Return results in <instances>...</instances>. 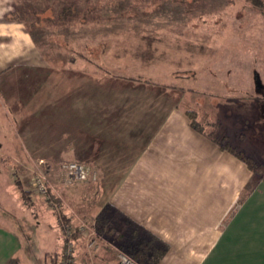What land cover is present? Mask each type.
Wrapping results in <instances>:
<instances>
[{"label":"rangeland","instance_id":"rangeland-1","mask_svg":"<svg viewBox=\"0 0 264 264\" xmlns=\"http://www.w3.org/2000/svg\"><path fill=\"white\" fill-rule=\"evenodd\" d=\"M12 2L44 65L0 72V173L7 171L14 183L19 179L27 202L39 201L58 223L34 227L30 208L6 211L21 191L17 185L8 191L0 181V219L10 217L21 232V264H42L45 243L61 226L62 240L70 231L90 249L109 244L103 237L112 232L96 229L93 218L174 109L208 135L227 127L241 138L244 152L236 149L264 173V117L256 88L264 83V0L260 6L249 0H75L83 9L95 7L102 18L65 24L45 18L66 0ZM45 6L38 20L25 11ZM131 79L154 86H135ZM69 162L82 164L86 178H69ZM252 173L253 181L261 174ZM36 174L55 193L58 208L37 196ZM61 211L73 222L61 219ZM118 251L127 254L118 247L116 256Z\"/></svg>","mask_w":264,"mask_h":264},{"label":"crops","instance_id":"crops-1","mask_svg":"<svg viewBox=\"0 0 264 264\" xmlns=\"http://www.w3.org/2000/svg\"><path fill=\"white\" fill-rule=\"evenodd\" d=\"M13 10L12 0H0V72L15 65H44L23 23L5 18ZM213 122L216 127L218 120ZM221 126L217 135H208L191 127L181 110H172L101 208L119 225L131 222L159 236L168 248L157 264H264V178L251 180L247 164L214 139L223 135L222 143L243 151L241 138ZM6 172L0 173V181L9 191L16 183ZM14 199L15 207L7 206L6 211L30 208L32 226L41 222L58 226L56 216L35 198L38 204L28 203L21 193ZM14 225L10 217L0 219V264H21L24 241ZM58 231L45 243L49 246L42 264L49 261L48 253L60 250L61 228ZM110 234L103 238L111 246L96 239L95 249L87 247L84 237L75 238L74 264H116L115 248L120 246Z\"/></svg>","mask_w":264,"mask_h":264},{"label":"trees","instance_id":"trees-1","mask_svg":"<svg viewBox=\"0 0 264 264\" xmlns=\"http://www.w3.org/2000/svg\"><path fill=\"white\" fill-rule=\"evenodd\" d=\"M249 1H251V3L255 6H260L262 4V0ZM74 2L75 0H66V2L62 3L56 11H53L52 16H47L45 18V21L54 24H65L68 23V21L71 19L83 20L86 22L99 20L102 18L97 13H95V7L83 9L82 7L76 5ZM47 8L48 6H45L44 8H41L38 11L35 9L26 8L25 11L36 16L39 12H42ZM4 16L7 19L17 20L21 22L24 21L23 16L17 8L13 11L5 13ZM35 19L38 20L39 18L36 16ZM36 20H34L35 23ZM34 22L31 23L34 24ZM107 72L110 73L109 71ZM115 78L121 80L119 77ZM131 81L136 83L134 84L135 86L137 84L142 87L154 86L148 81L141 82L135 79H131ZM190 125H192L194 129L202 131V127L193 120L190 121ZM214 139L221 143V147L228 149L230 152H232L234 155L244 161L252 171L261 173V169H263L262 165L255 164V162H253L250 157H247L246 155L242 154L235 147L230 146L226 143H222L217 138ZM263 178L264 173H261L258 179ZM15 183L18 189L21 191V195L25 198L24 200L29 198V193H27V190L21 186L19 179H16ZM50 195L52 198L58 200L54 192L50 191ZM60 214L61 219H65L67 220V222H73V216L66 215L64 211H61ZM108 216L109 213L106 209H102L100 213L94 216L93 224L95 228L102 230V227H106V231L110 230L117 237L116 241L120 248L124 249L129 256L137 260L140 264H157L159 262V260L162 258L168 248V245L163 242V240H161L155 234L149 232L148 230L143 229L139 225L131 224V222H126L124 224L122 223L119 225L115 223L113 219H110ZM50 255L51 260L48 261L46 264H59L60 250H55L54 252L50 253Z\"/></svg>","mask_w":264,"mask_h":264},{"label":"built area","instance_id":"built-area-1","mask_svg":"<svg viewBox=\"0 0 264 264\" xmlns=\"http://www.w3.org/2000/svg\"><path fill=\"white\" fill-rule=\"evenodd\" d=\"M65 170L69 178H77V179H85L87 171L82 164L76 162H69L65 164ZM33 188L37 191V196L45 198L47 203L49 204L48 208L56 209L59 207L57 202L51 197L50 189L46 183V180L41 174H36L33 179ZM81 231H84L82 226ZM86 231V230H85ZM70 231L67 232L65 238L62 240V245L60 247V257L59 264H74V249H75V238H71L69 236ZM91 233H89L90 235ZM95 242L94 239L91 238V241H88V246H92ZM118 261L117 264H140L137 260L129 256L124 252H117Z\"/></svg>","mask_w":264,"mask_h":264},{"label":"flooded vegetation","instance_id":"flooded-vegetation-1","mask_svg":"<svg viewBox=\"0 0 264 264\" xmlns=\"http://www.w3.org/2000/svg\"><path fill=\"white\" fill-rule=\"evenodd\" d=\"M257 90L260 92V95L262 96L261 103H262V113L264 117V83H258V86L256 87Z\"/></svg>","mask_w":264,"mask_h":264}]
</instances>
